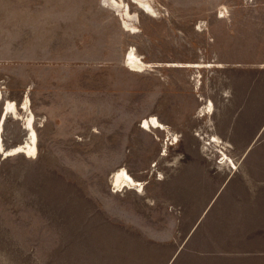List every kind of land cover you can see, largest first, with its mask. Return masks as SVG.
<instances>
[{
	"label": "rangeland",
	"instance_id": "374dc122",
	"mask_svg": "<svg viewBox=\"0 0 264 264\" xmlns=\"http://www.w3.org/2000/svg\"><path fill=\"white\" fill-rule=\"evenodd\" d=\"M149 1L155 13L125 0L133 31L103 0H0V115L28 94L38 134L36 156L0 151V264H209L205 251L264 247L186 237L204 208L188 199L264 197V0ZM20 112L6 148L30 136ZM151 115L168 129L141 127ZM123 166L143 192L111 185Z\"/></svg>",
	"mask_w": 264,
	"mask_h": 264
},
{
	"label": "crops",
	"instance_id": "0c3cea01",
	"mask_svg": "<svg viewBox=\"0 0 264 264\" xmlns=\"http://www.w3.org/2000/svg\"><path fill=\"white\" fill-rule=\"evenodd\" d=\"M187 202V205L190 206L204 205L201 212H198V219L193 220V224L188 227L186 236L188 239L196 231L202 233L208 231L213 238L218 239L244 238L250 233H253L254 237H264V197L213 198L203 199L202 202L188 199ZM167 205L173 206L175 204L168 203ZM255 232L258 233L254 234ZM217 242L223 243L222 241ZM182 247L183 243L179 249ZM236 247L205 251L206 254L215 255L206 258L205 262L209 264H256L253 260L256 258L258 264H264V257H255L254 255L251 258V254L248 253L253 251L264 254L263 246H259L258 249H247L244 248L243 241ZM197 253L201 254V252Z\"/></svg>",
	"mask_w": 264,
	"mask_h": 264
},
{
	"label": "bare ground",
	"instance_id": "6f19581e",
	"mask_svg": "<svg viewBox=\"0 0 264 264\" xmlns=\"http://www.w3.org/2000/svg\"><path fill=\"white\" fill-rule=\"evenodd\" d=\"M139 5L143 8V10L151 13H155V9L153 8L151 2L149 0H136ZM103 2L108 5L109 7L113 8L118 14H120L124 20V25L133 31H137V28L135 25H131L126 18H129L132 16L130 5L125 2V0H103ZM136 19V18H135ZM125 63L128 66L129 69L134 71H142L144 68H146V65L149 63L143 59V57L134 49L131 48L129 52L126 54L125 57ZM168 65V64H167ZM171 65V64H170ZM175 65H186V66H205V63H199V62H188V63H176ZM3 99V92L0 86V102ZM210 104H207L204 108H202L203 112L211 111L213 109L214 103L212 99L209 100ZM22 110L26 113L25 117V127L28 129L30 136L26 138L23 142L18 143L12 147L6 148L4 146V139L2 137V134L0 135V151L5 156H10L18 153H24L28 156H36L38 153V134L35 127V121H36V115L32 109L31 106V98L28 94H26L25 99L22 102V105L20 106ZM20 108L17 105L16 101L13 100H7L6 104L3 106L1 115H0V129L4 130V123L9 115L11 113L16 118L21 117ZM22 118V117H21ZM141 127L144 129H148L152 131L153 129H168V126L163 123L156 115H151L150 117H146L142 120V123L140 124ZM211 142H217L221 143L222 140L220 137L216 134H213L210 138ZM179 136L178 134H174L171 138L170 144H174L175 142H178ZM223 151V150H222ZM166 152V151H165ZM223 162H226L225 164H228L231 168H236L237 164L234 161V159L229 156L225 151H223V157L221 158ZM227 159V160H225ZM111 185H113L114 188H117L116 190H119L121 187H128L135 189L138 192H143L145 189V181L138 179L137 177L133 176L129 170L123 166L119 167L117 170L113 171V174L111 175L110 179Z\"/></svg>",
	"mask_w": 264,
	"mask_h": 264
}]
</instances>
